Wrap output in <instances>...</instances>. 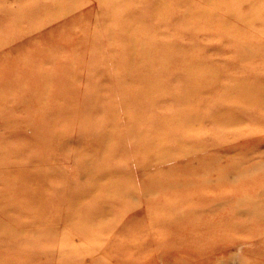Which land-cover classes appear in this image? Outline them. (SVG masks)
Segmentation results:
<instances>
[{
	"label": "rangeland",
	"instance_id": "obj_1",
	"mask_svg": "<svg viewBox=\"0 0 264 264\" xmlns=\"http://www.w3.org/2000/svg\"><path fill=\"white\" fill-rule=\"evenodd\" d=\"M0 264H264V0H0Z\"/></svg>",
	"mask_w": 264,
	"mask_h": 264
}]
</instances>
